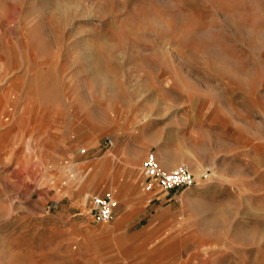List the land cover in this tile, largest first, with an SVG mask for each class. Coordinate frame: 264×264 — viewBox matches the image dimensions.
<instances>
[{"label": "rangeland", "instance_id": "1", "mask_svg": "<svg viewBox=\"0 0 264 264\" xmlns=\"http://www.w3.org/2000/svg\"><path fill=\"white\" fill-rule=\"evenodd\" d=\"M0 264H264V0H0Z\"/></svg>", "mask_w": 264, "mask_h": 264}, {"label": "built area", "instance_id": "2", "mask_svg": "<svg viewBox=\"0 0 264 264\" xmlns=\"http://www.w3.org/2000/svg\"><path fill=\"white\" fill-rule=\"evenodd\" d=\"M105 142L111 144L112 139L106 136ZM85 151V148L80 150L81 153ZM141 172L149 189L152 186H158L161 190L169 192L181 187H190L196 183L194 173L187 164L182 163L174 168H165L153 152L148 153L143 160ZM116 204V198L111 192L94 195L92 211L97 219L110 221L114 216Z\"/></svg>", "mask_w": 264, "mask_h": 264}, {"label": "crops", "instance_id": "3", "mask_svg": "<svg viewBox=\"0 0 264 264\" xmlns=\"http://www.w3.org/2000/svg\"><path fill=\"white\" fill-rule=\"evenodd\" d=\"M144 186H146V187H147V185H145V184H144Z\"/></svg>", "mask_w": 264, "mask_h": 264}]
</instances>
